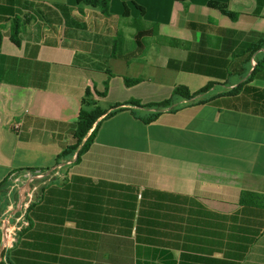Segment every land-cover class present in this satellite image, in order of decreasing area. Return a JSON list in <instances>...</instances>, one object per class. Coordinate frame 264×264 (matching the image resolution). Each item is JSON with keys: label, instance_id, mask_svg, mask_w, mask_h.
Listing matches in <instances>:
<instances>
[{"label": "crops", "instance_id": "0c3cea01", "mask_svg": "<svg viewBox=\"0 0 264 264\" xmlns=\"http://www.w3.org/2000/svg\"><path fill=\"white\" fill-rule=\"evenodd\" d=\"M210 1L226 4L237 20L209 8ZM126 6L128 16L122 0H110L107 16L77 0H0V219L16 204L4 198L10 173L56 171L39 183L29 226L0 260L264 264V203L239 202L243 192L264 196V62L237 95L164 113L148 125L128 111L107 118L78 161L58 164L74 143L88 88L106 93L94 98L110 112L132 100L169 99L177 85L192 90V76L216 83V93L230 82L229 90L252 71L249 35H264V0ZM136 6L144 20L157 21L150 25L157 35H167L160 62L112 56L119 36L122 50H133L141 28ZM171 60L193 72L169 68ZM125 78L141 82L127 87ZM2 239L0 226V245Z\"/></svg>", "mask_w": 264, "mask_h": 264}, {"label": "trees", "instance_id": "16d2710c", "mask_svg": "<svg viewBox=\"0 0 264 264\" xmlns=\"http://www.w3.org/2000/svg\"><path fill=\"white\" fill-rule=\"evenodd\" d=\"M128 1H132V0H122L124 5V16H128L129 9L126 6V2ZM174 1L180 3L185 2V0H174ZM77 3L78 5H83L98 9L102 14L109 16L110 0H77ZM136 7L140 11L141 17H143L145 15V10L142 7L139 6ZM208 7L218 10L223 16L228 17L232 21H236L238 18V14H236L233 11H230V9L226 4L216 1H210L208 2ZM156 35H157L156 27L152 26L150 28H140L134 35L133 50L125 51L126 53L124 54L118 52L119 50L122 51V49L119 48L118 41L116 39L112 50V56L114 58H125L126 60L132 58H138V52L145 49L143 41L148 37H153ZM249 36H250L249 42H251V45L247 50V52L249 53L250 56L246 61V65H249L251 67L250 61L253 57L256 62V65L254 68H252V71L248 78H246L242 82H238L235 87L229 90L226 87L228 84H224L223 87H225L226 90L218 93L214 92L212 90L213 87L216 85V83L214 82L208 83L206 86H204L203 88H201L200 90L194 93L190 92L189 89L184 85H177L174 88L172 95L169 99L156 103H148V104H142L140 101L132 100L125 104H115L113 107H111L112 110L110 112H107L100 108L98 100L94 98L95 96L97 97V99L105 98L106 93L105 92L99 93L96 91H92L89 88L86 89L84 93V97L82 98L81 109L79 111L78 119L75 124V129L73 132L74 143L66 147L63 150V152L58 156V164L62 162H70L74 159H76L75 161H78L82 156V154H84L89 149L90 145L93 143L97 131L101 126L102 121L120 112L128 111L134 118L148 125L156 122L158 118L164 113H175L184 107L193 106V105H205L220 97L237 95L246 84L252 82L255 79L256 75L258 74L261 68V64L264 62L261 61V59H259V54H261L259 51L264 49V35L255 37L254 33H251ZM11 40L14 44L19 45L18 35L16 33H14V35L11 37ZM172 45L183 46L184 44L182 42L173 40ZM168 67L177 70L181 69L184 71L193 72V69L191 68L190 64L186 62L182 63L171 60L168 63ZM246 73L247 70H245V74ZM124 81L127 87H131L139 84L141 82V79L125 78ZM28 171H33V170H28ZM5 182L7 183V180ZM4 192H5L4 198L7 201V199L9 198V194L7 193V190H5ZM263 199H264L263 195L257 193L243 192L241 193L239 202L242 206L256 207L263 205L264 203ZM27 220H28V216H27ZM26 222L28 223V221ZM19 233H21V231ZM19 233L17 234V236L19 235ZM17 236H16V241H17ZM1 264H3V262Z\"/></svg>", "mask_w": 264, "mask_h": 264}, {"label": "built area", "instance_id": "2783aa9c", "mask_svg": "<svg viewBox=\"0 0 264 264\" xmlns=\"http://www.w3.org/2000/svg\"><path fill=\"white\" fill-rule=\"evenodd\" d=\"M55 173L56 171L33 170L12 172L8 175L7 182L10 183L11 190L17 188L19 195L14 207L4 213L0 219V226L3 230L0 253L8 252L13 248L17 234L28 226L26 222L28 212L36 201V192L40 188L39 183L45 182ZM1 263L2 260H0Z\"/></svg>", "mask_w": 264, "mask_h": 264}, {"label": "rangeland", "instance_id": "374dc122", "mask_svg": "<svg viewBox=\"0 0 264 264\" xmlns=\"http://www.w3.org/2000/svg\"><path fill=\"white\" fill-rule=\"evenodd\" d=\"M115 20L120 25H122L123 23H127L128 22V19L127 18H122V19H120L121 21H119L117 18H115ZM137 20H138V23H139V25H140L141 28H148V27H150L151 23L155 19H152L151 18V15H150L149 18H147V19L144 20L141 17V15H139V17H138ZM154 22H157V21H154ZM186 32L191 33L189 31H186ZM163 35L164 36H167L164 33H163ZM163 35L159 34V35H156V36H153V37H148L147 39H145L143 41L144 46H145V49L138 52V58L141 59V60H149V61L155 60L156 62H160L162 60V48H161L162 47V44L163 43H167V40H165V38H164ZM121 37L119 36L117 38L118 46H119L120 49H122L121 47H122V42H123ZM164 45H166V44H164ZM133 48H134V46H133ZM118 52H121L123 54L126 53L124 50H122V51L119 50ZM255 65H256V62L254 61L251 64V68H254ZM186 77H191V76H188L187 75ZM192 77H194V78H191V80L188 81V84H189L190 88H192V90H189V91L192 92V93H194L195 91L200 90V88H203L207 84V82L204 81L202 78H199L197 76H192ZM229 83H227V84H229ZM223 84H226V83H223ZM235 84H237V83H235ZM216 91L217 90H215V92ZM6 190H7V193H9V198L8 199L11 202L12 201L13 202L16 201L17 197H15V194L17 195V188H15V190H11L10 183L7 182V184H6ZM11 222H13V221H11Z\"/></svg>", "mask_w": 264, "mask_h": 264}, {"label": "water", "instance_id": "95a60500", "mask_svg": "<svg viewBox=\"0 0 264 264\" xmlns=\"http://www.w3.org/2000/svg\"><path fill=\"white\" fill-rule=\"evenodd\" d=\"M1 253H2V255H3V254H4V251H2Z\"/></svg>", "mask_w": 264, "mask_h": 264}]
</instances>
